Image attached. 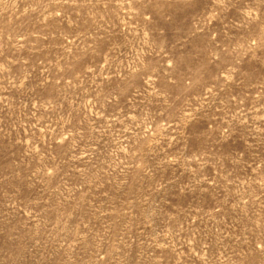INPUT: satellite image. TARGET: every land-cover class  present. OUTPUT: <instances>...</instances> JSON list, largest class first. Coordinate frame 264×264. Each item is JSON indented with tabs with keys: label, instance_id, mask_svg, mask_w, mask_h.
<instances>
[{
	"label": "rangeland",
	"instance_id": "rangeland-1",
	"mask_svg": "<svg viewBox=\"0 0 264 264\" xmlns=\"http://www.w3.org/2000/svg\"><path fill=\"white\" fill-rule=\"evenodd\" d=\"M0 264H264V0H0Z\"/></svg>",
	"mask_w": 264,
	"mask_h": 264
}]
</instances>
